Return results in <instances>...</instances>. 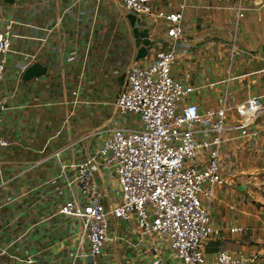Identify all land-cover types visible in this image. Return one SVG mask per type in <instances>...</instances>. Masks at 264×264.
Listing matches in <instances>:
<instances>
[{"label": "crops", "instance_id": "crops-1", "mask_svg": "<svg viewBox=\"0 0 264 264\" xmlns=\"http://www.w3.org/2000/svg\"><path fill=\"white\" fill-rule=\"evenodd\" d=\"M259 1L264 6V0ZM109 2L116 7V14L107 9ZM261 10L257 18L244 16L239 21V27L242 22L238 33L241 40L239 49L236 48L252 54L258 47L262 55L256 57L258 63L264 60V8ZM129 16L114 0L107 3L104 0H0V32L5 24L13 22L11 47L5 54L6 68L1 83L7 108L0 120V136L9 144L0 148V264H25L23 260L27 257L38 264H177L165 241L156 235H142L134 224L113 219L103 256L96 261L83 258L88 248L78 222L59 213L68 191L62 178H56L60 174V161L55 152L59 151L60 160L67 164L80 162L96 150L99 137L80 139L103 125L93 122L97 119L94 107L99 103L93 99V93L98 76L104 75L103 61L123 46L119 40L120 23L127 35L128 55L119 62L125 67V73L132 63H147L158 50L172 45L160 22L161 33L151 39L152 26H157L152 22L154 19L135 18L132 22ZM194 19L184 18L187 28L182 41L186 50L178 53L176 64H181L184 72L181 76L172 74L184 83L199 87L190 100L197 102L200 109H206L221 104L222 95L218 94L225 89L229 105L249 95L264 96L262 62L255 76H250L252 71L232 76L228 70L227 85L226 78L210 81L203 64L196 66L191 62L193 56L187 50L189 43L185 44V36L192 35ZM218 35L227 38L225 32L219 31ZM234 38L237 39V32ZM110 47L113 50L108 54ZM30 55L35 56L32 63L42 64L46 71L24 81L20 70ZM195 66L199 81L191 83L189 68ZM115 78L121 86L124 77ZM54 83L60 86L57 99L49 89ZM217 84L222 88L224 85L225 89L217 91L220 103L214 105L215 98L209 89ZM250 85H255L254 89ZM230 89L234 95L231 98ZM73 91L77 94H72ZM116 112L114 104L113 114ZM233 118L230 114V119ZM235 140L247 141L238 138L236 132H226L221 157L226 143ZM258 143L264 148V140ZM100 181L107 195L103 202L112 207L116 199L109 195L108 187L113 191L117 188L114 175L100 174ZM221 193L219 189L214 194L215 208L209 209L210 224L217 234L207 241L210 249H215L210 257L205 254L207 260L212 262L218 251H228L247 258L249 264H264V233L255 236V229L241 216L243 212L238 210L237 201L223 202L227 209L220 206ZM234 228L243 231L230 233ZM71 253L76 254L75 259L69 258Z\"/></svg>", "mask_w": 264, "mask_h": 264}, {"label": "built area", "instance_id": "built-area-1", "mask_svg": "<svg viewBox=\"0 0 264 264\" xmlns=\"http://www.w3.org/2000/svg\"><path fill=\"white\" fill-rule=\"evenodd\" d=\"M114 1L138 19L146 16L160 22L172 45L158 50L151 61L135 62L127 68L115 107L120 115H138V127L107 123L95 128L80 140L97 136L100 142L80 162L66 164L59 151L55 152L60 161L56 178H62L68 191L59 213L78 222L88 248L83 258L94 261L103 256L113 219L134 224L142 235H156L165 241L177 264H249L247 258L228 251H218L209 262L202 244L217 234L210 224L209 209L215 189L224 182L220 170L224 136L236 132L247 141L264 136V96L249 95L229 105L225 89L219 106L200 109L190 100L199 87L172 75L188 0ZM245 9L241 2L236 6V25L244 18ZM12 23L0 32V120L7 108L1 83ZM34 61L35 56L30 55L20 74ZM229 80L227 76L226 85ZM8 144L0 136V148ZM107 173L114 175L117 184L111 195L116 197L112 207L103 202L107 195L100 174ZM242 231L230 229L233 234ZM69 258L75 259L76 254ZM23 262L38 264L32 257Z\"/></svg>", "mask_w": 264, "mask_h": 264}, {"label": "rangeland", "instance_id": "rangeland-1", "mask_svg": "<svg viewBox=\"0 0 264 264\" xmlns=\"http://www.w3.org/2000/svg\"><path fill=\"white\" fill-rule=\"evenodd\" d=\"M104 2L107 3V0H104ZM239 2H241L242 6L246 8L245 18H254L255 16V18H257V16H259L258 13L260 12L259 14H261V9L264 8L262 1L257 4L256 0L187 1L184 18L195 19L193 21L194 28L192 29V35L185 36L187 40L185 44L187 45V43H189L187 45V50L191 52V55L193 56L191 62L196 63V66L202 63V67L205 68V74L208 75L210 81H219L227 78L226 76H229V73H227L228 70L231 71L232 76L238 74L243 75L250 71L253 72L250 76H255L257 75L255 71L261 68L259 63H264V60L262 59L259 60V63L255 61L256 57H260L261 55L258 47L256 48V51L252 52V54L238 50L241 40L240 37H238V33L241 30L242 22L239 27V24L236 25L234 18L235 8ZM107 9H110V13H117L116 7H113L112 2H109ZM105 11L108 12L107 10ZM127 12L130 15L129 19L132 22H135V18L138 17L130 11ZM142 18L146 21V16H143ZM152 22L157 26L155 28L152 26L153 32L151 34V39L162 31L160 28L161 24H159L158 21L152 20ZM183 27L184 30L187 28L185 21L183 22ZM119 28V40L121 46H123L118 49V52L115 55L111 54L112 47H110L108 54L111 55H108L103 61L102 68L105 70L103 71L104 75L103 77L98 76L96 81L97 85L94 88L93 93V99L99 101L94 107L93 112L96 114L97 119L93 122L99 124L109 123L113 125L138 127V115L132 113L119 115L117 112L116 114H113L115 99L120 86V82L115 76L119 75L121 78L124 77L125 67L119 62L128 55L126 31H124L121 23ZM219 31L227 33V38H221L218 35ZM236 32L237 39L234 38ZM105 41L107 42V40ZM184 46L183 41L179 42L175 46V51L180 53L181 51L186 50V48H183ZM237 46L238 51H236ZM176 64L172 67V74L175 76H181L184 69L181 67V64L179 66H176ZM196 66L189 68V79L191 83H194V80L195 83H198L199 81V71ZM262 68H264V66H262ZM114 70L117 72H113ZM250 76L246 77V79H249ZM262 79H264V75L262 76ZM232 82L233 81L230 83ZM250 87L251 89H254L255 85H250ZM59 88L60 86L58 84L56 85V83L49 86L55 99L58 98L56 92ZM222 89H225V86L223 85L222 88V85L220 84L209 89L211 94H213L212 97L215 98L214 105L220 103V100H218L216 95L218 94L217 91ZM231 91L232 90L230 89V98L234 96ZM223 93L224 92H221L218 95H223ZM205 99L206 98H204V100ZM56 112L60 113V109H57ZM260 119L261 118H259V120ZM261 140H264V136L251 142L235 140L226 143V149L220 162V170L224 182L219 186L220 188L218 187L215 189L216 194L219 192V189L222 192V198L220 196L222 200L220 206L222 204V206L225 207L224 203H229L230 201H237L239 203L238 210L243 212L241 216L245 217V223L255 229L256 237L264 233V231L261 230L264 228V148L258 143ZM108 189L109 195H112L113 190L109 187ZM113 198L116 199L114 196ZM202 202L206 204L205 200ZM214 208L215 203L212 202L211 210L213 211ZM207 241L203 242L202 250L205 254H209L210 257L211 253L215 252V249H210L211 247L207 244Z\"/></svg>", "mask_w": 264, "mask_h": 264}, {"label": "water", "instance_id": "water-1", "mask_svg": "<svg viewBox=\"0 0 264 264\" xmlns=\"http://www.w3.org/2000/svg\"><path fill=\"white\" fill-rule=\"evenodd\" d=\"M261 1H257L256 3L259 4ZM264 46H262V50ZM46 71V68L40 63H32L29 65L25 71L23 72L22 79L24 81H29L33 78H37L43 75Z\"/></svg>", "mask_w": 264, "mask_h": 264}]
</instances>
